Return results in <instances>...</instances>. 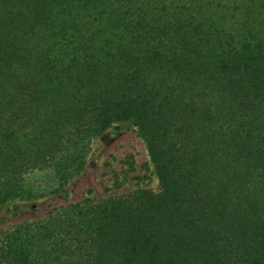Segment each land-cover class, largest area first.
<instances>
[{"label":"trees","instance_id":"trees-1","mask_svg":"<svg viewBox=\"0 0 264 264\" xmlns=\"http://www.w3.org/2000/svg\"><path fill=\"white\" fill-rule=\"evenodd\" d=\"M119 121L160 190L17 225L0 264H264V0H0V204L64 193Z\"/></svg>","mask_w":264,"mask_h":264},{"label":"rangeland","instance_id":"rangeland-1","mask_svg":"<svg viewBox=\"0 0 264 264\" xmlns=\"http://www.w3.org/2000/svg\"><path fill=\"white\" fill-rule=\"evenodd\" d=\"M140 188L160 190L146 143L132 121L116 122L93 140L86 166L64 193L0 204V243L17 225L44 219L69 202L124 195Z\"/></svg>","mask_w":264,"mask_h":264}]
</instances>
